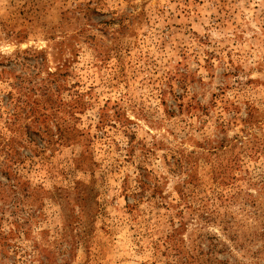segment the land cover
<instances>
[{
  "label": "rangeland",
  "instance_id": "rangeland-1",
  "mask_svg": "<svg viewBox=\"0 0 264 264\" xmlns=\"http://www.w3.org/2000/svg\"><path fill=\"white\" fill-rule=\"evenodd\" d=\"M211 252L264 264V0H0V264Z\"/></svg>",
  "mask_w": 264,
  "mask_h": 264
},
{
  "label": "trees",
  "instance_id": "trees-1",
  "mask_svg": "<svg viewBox=\"0 0 264 264\" xmlns=\"http://www.w3.org/2000/svg\"><path fill=\"white\" fill-rule=\"evenodd\" d=\"M80 199H81V201H83V202H87V200H88V197H84V196H81L80 197ZM224 206V205H223ZM217 211H214L213 212V214L214 213H216ZM213 214H209V218L207 219L209 222H213ZM224 232H227V233H229L230 232V228H229V226L227 227V228H225V230H224ZM234 237V236H233ZM231 240H233L234 241V243L235 244H237L241 249H243L244 248V246L243 245H239V240H238V238H236V237H234V238H232ZM220 245H222V243H219L216 247H217V249L218 248H220L219 246ZM223 246H226V245H223ZM227 247V246H226ZM228 250H229V248L227 249V248H222L221 249V251H220V254H226L227 252H228ZM214 253H208L206 256L208 257V260H204V262H203V264H230V262L229 261H224L223 259H221L220 257H219V255L218 254H216V252H215V255H213ZM254 264H258V263H255L254 262Z\"/></svg>",
  "mask_w": 264,
  "mask_h": 264
}]
</instances>
